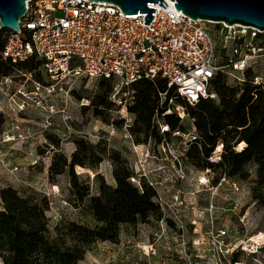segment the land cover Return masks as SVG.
<instances>
[{"label":"rangeland","instance_id":"1","mask_svg":"<svg viewBox=\"0 0 264 264\" xmlns=\"http://www.w3.org/2000/svg\"><path fill=\"white\" fill-rule=\"evenodd\" d=\"M209 26L215 27L213 23ZM256 73L264 77V63ZM232 74L226 76L227 83L240 85L241 81L234 76L241 78V72ZM9 77L7 81L0 78V111L5 117L0 131V189L11 186L47 197L53 237L61 221L94 224L85 206L78 208L71 202L68 171L55 182L49 179L55 152L71 158L77 139L103 142L120 151L133 172L131 181L152 184L160 196L164 214L161 219L152 217L147 222L123 224L118 243L97 242L79 264H213L208 252L204 255L194 245L211 221L228 226L232 242L238 244L223 264H234L235 254L239 264H264V245L251 246L250 241L260 240L264 244V207L251 194L257 165H249L248 180H223L220 170L198 168L187 155L198 131L185 107L183 118L171 112L180 118L184 129L171 130L164 118L157 116L161 140L140 135L138 143L129 130L134 114L122 111V106L112 100L117 92V97L124 91L132 92V87L121 88L110 82L109 100L114 105L103 114L104 121L95 115L91 105L100 92V81L80 80L71 85L60 82L55 91L49 92L46 86L52 81L41 65L33 71L18 70ZM60 85L66 91L58 89ZM51 141L58 142V148L53 150ZM240 144L236 150L241 149ZM218 146L222 147L220 151ZM222 152L219 142L210 160L219 161ZM113 167V162L105 158L96 170L80 166L75 170L90 183L91 193L96 194L100 186L97 174L108 184L116 185ZM2 206L0 198V209ZM194 221L198 224L194 225ZM242 244L248 251L242 249Z\"/></svg>","mask_w":264,"mask_h":264},{"label":"trees","instance_id":"2","mask_svg":"<svg viewBox=\"0 0 264 264\" xmlns=\"http://www.w3.org/2000/svg\"><path fill=\"white\" fill-rule=\"evenodd\" d=\"M12 32L0 28V78L8 77L18 70L33 71L42 61L31 58L25 62L4 59L2 53L8 36ZM29 35L30 32H27ZM256 72L246 69L245 79L240 85L231 86L226 75L219 72L211 81L210 89L217 99H199L190 104L176 88L168 87L164 78H142L132 88L133 102L128 106L135 120L129 130L137 137L158 138L157 116H162L171 130L184 129L180 118L167 113L168 100L161 104L160 93L167 92L176 104L186 108L194 119L198 136L187 155L201 169L220 170L227 177L248 180L249 165H257L256 178L251 187L252 199L264 207V82L256 84ZM100 92L91 105L95 115L106 119L103 114L112 109L109 100L112 91L110 81L100 80ZM167 98V99H168ZM5 123L0 111V131ZM168 134V133H167ZM219 142L223 152L219 161L210 157ZM241 143V149L236 146ZM76 149L71 158L56 151L49 167V179L68 171L71 202L76 207H86L94 224L74 220L61 221L55 227L53 237L49 227V200L34 192H21L11 186L0 189V264H79L97 242L118 243L121 226L147 222L150 218L161 219L164 214L156 201L157 190L142 181L140 185L131 181L133 172L120 151L109 148L103 142L93 143L85 139L75 141ZM244 144V145H243ZM50 145L58 148L56 141ZM221 150V149H220ZM105 158L113 162L116 185H110L100 177L99 191L91 193L90 183L76 173V166L96 170ZM238 261V255L232 257Z\"/></svg>","mask_w":264,"mask_h":264},{"label":"built area","instance_id":"3","mask_svg":"<svg viewBox=\"0 0 264 264\" xmlns=\"http://www.w3.org/2000/svg\"><path fill=\"white\" fill-rule=\"evenodd\" d=\"M164 1L165 8L159 2L150 5L156 11L146 25V13L124 14L120 7L105 1L30 0L21 32L8 36L2 55L17 63L40 59L52 81L46 86L49 92L60 82L71 85L80 80H105L131 88L142 78L161 77L190 104L217 99L210 86L219 72L226 76L241 72V78L234 77L243 82L246 69L257 72L264 63V31L248 25L193 20L176 9L175 0ZM254 82L260 84L264 77L256 74ZM58 89L66 91L63 85ZM118 93L112 100L129 112L134 90L117 97ZM160 97L161 104L168 100L167 113L175 111L184 117V107L177 105L174 97L168 98L167 92ZM226 178L231 177H222ZM156 201L163 209L158 192ZM232 240L228 226L211 221L194 245L202 254L208 252L213 264H223L238 247ZM250 241L251 246L264 245ZM242 249L248 251L245 245Z\"/></svg>","mask_w":264,"mask_h":264},{"label":"water","instance_id":"4","mask_svg":"<svg viewBox=\"0 0 264 264\" xmlns=\"http://www.w3.org/2000/svg\"><path fill=\"white\" fill-rule=\"evenodd\" d=\"M30 0H0V28L21 32V20L26 16ZM113 3L124 14L146 13L144 24L149 25L157 4L165 8L164 0H90ZM174 1V0H172ZM175 7L191 19L224 22L226 25H248L264 31V0H175Z\"/></svg>","mask_w":264,"mask_h":264},{"label":"bare ground","instance_id":"5","mask_svg":"<svg viewBox=\"0 0 264 264\" xmlns=\"http://www.w3.org/2000/svg\"><path fill=\"white\" fill-rule=\"evenodd\" d=\"M244 145V144H243ZM218 151H220V148L218 149ZM258 241H260V240H258ZM260 244H262V243H260Z\"/></svg>","mask_w":264,"mask_h":264},{"label":"crops","instance_id":"6","mask_svg":"<svg viewBox=\"0 0 264 264\" xmlns=\"http://www.w3.org/2000/svg\"><path fill=\"white\" fill-rule=\"evenodd\" d=\"M104 243H107V241H106V242H104Z\"/></svg>","mask_w":264,"mask_h":264}]
</instances>
